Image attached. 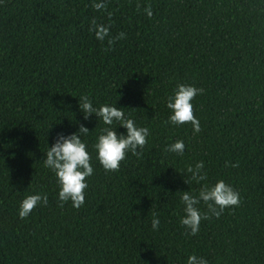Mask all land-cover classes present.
<instances>
[{
	"label": "trees",
	"instance_id": "16d2710c",
	"mask_svg": "<svg viewBox=\"0 0 264 264\" xmlns=\"http://www.w3.org/2000/svg\"><path fill=\"white\" fill-rule=\"evenodd\" d=\"M94 2L0 0V264H187L193 254L208 264H264V0H105L104 10ZM93 19L126 37L109 49L89 31ZM178 84L204 89L192 100L199 133L165 123ZM82 94L150 131L119 171L97 159L109 126L95 113L84 119ZM80 124L94 171L76 209L61 206L44 160L57 134ZM110 127L127 134L117 121ZM177 140L182 155L166 151ZM198 161L207 179L188 185L186 168ZM218 180L239 192V206L186 235L183 191ZM37 193L47 205L20 218L23 199Z\"/></svg>",
	"mask_w": 264,
	"mask_h": 264
},
{
	"label": "clouds",
	"instance_id": "9594fccd",
	"mask_svg": "<svg viewBox=\"0 0 264 264\" xmlns=\"http://www.w3.org/2000/svg\"><path fill=\"white\" fill-rule=\"evenodd\" d=\"M96 10H104L107 7L105 0L94 2L92 5ZM140 5H137L139 9ZM149 18L153 12L151 6L144 9ZM112 13L108 16L111 18ZM90 32H94L97 40L103 42L107 37L109 49L113 46L116 40L126 37V33L119 32L115 37L110 36V26L98 24L95 19L92 20L89 28ZM204 89L197 88L192 85L178 84L174 95L167 100V108L171 110V115L165 123L174 125H182L191 123L193 132L199 133L201 126L199 120L194 116L192 100L202 94ZM79 107L83 110L84 119H89L90 115H95L109 127L102 129V134L98 136L94 148L99 160L105 171H119L120 163L126 157V153L131 151L133 155H140L138 148L142 149L147 144V137L150 131L147 127H137L132 118L125 116L122 108L111 105H101L99 108H94L92 101L87 95L79 97ZM114 121H117L127 130V134L118 135L117 132L110 127ZM89 129L80 124L77 132L65 136L63 133H58L55 142L51 147H48L44 165L51 169L60 185L59 200L61 206L64 202L71 201L72 206L79 209L85 203V189L88 187L86 178L93 174V167L90 163L92 157L87 150V145L82 142L81 136H87ZM185 149V144L182 140H177L169 145L166 151L175 152L182 155ZM238 167V162L231 165ZM186 172L189 175L185 179L188 185L195 181L199 184L207 179V173L204 171V162L198 161L195 165H188ZM181 201L184 205V216L180 218V223L186 229H190L186 235H196L199 232L200 223L202 220H207L210 216H219L225 208L239 206L240 194L232 186L224 180H218L214 185L204 184L198 192L183 191ZM47 205V196L39 193L28 195L19 206V217L26 218L30 215L34 208L40 203ZM203 202L207 206V211L202 212L198 205ZM160 220L153 213L152 228L158 229ZM187 264H208V261L203 257L190 255L187 258Z\"/></svg>",
	"mask_w": 264,
	"mask_h": 264
}]
</instances>
